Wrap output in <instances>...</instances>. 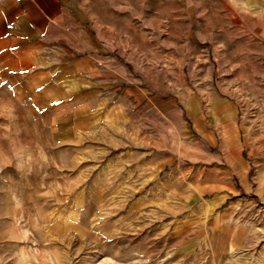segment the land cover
Returning a JSON list of instances; mask_svg holds the SVG:
<instances>
[{"label":"rangeland","instance_id":"1","mask_svg":"<svg viewBox=\"0 0 264 264\" xmlns=\"http://www.w3.org/2000/svg\"><path fill=\"white\" fill-rule=\"evenodd\" d=\"M114 1L136 9L123 11L136 20L119 27L131 38L122 61L154 95L174 99L181 73L207 76L244 127L241 161L179 147L184 113L170 110L168 130L150 117L153 140L160 146L161 133L177 151L147 178L137 168L145 155L124 149L128 131L67 130L68 106L33 104L0 79V264H264V40L231 27L202 44L204 57H165L177 53L171 43L192 50L177 43L185 27L163 34L156 19L144 24V0Z\"/></svg>","mask_w":264,"mask_h":264},{"label":"crops","instance_id":"2","mask_svg":"<svg viewBox=\"0 0 264 264\" xmlns=\"http://www.w3.org/2000/svg\"><path fill=\"white\" fill-rule=\"evenodd\" d=\"M144 1L145 25L152 27L156 19L163 34H169L173 25L185 27L177 43L191 44L192 50L188 53L171 43L177 53L165 57H204L208 50L202 44H214L213 36L230 32L231 27L247 39L251 34L264 40V0H211L209 7L201 0ZM125 5L114 0H97L95 5L89 0H0L1 82L33 104L64 103L69 107L66 129L72 132L109 128L125 135L128 131L124 149L135 158L145 155L137 168L147 178L168 166L169 154L177 151L162 143L161 133L160 146L153 140L150 117L155 114L165 123L161 128L168 130L170 110L184 113L177 122L179 147H188L193 155L221 149L230 162L239 163L244 127L233 104L210 92L207 76L197 79L190 78L192 72L181 73L174 99L154 95L136 78L135 69L122 61L126 54L121 42L131 38L119 27L136 20L124 17V10L136 13ZM94 6L102 12L93 13ZM202 103L208 112L202 113Z\"/></svg>","mask_w":264,"mask_h":264}]
</instances>
